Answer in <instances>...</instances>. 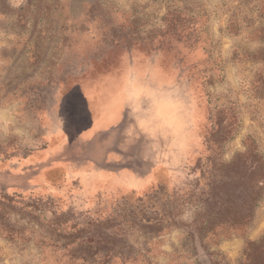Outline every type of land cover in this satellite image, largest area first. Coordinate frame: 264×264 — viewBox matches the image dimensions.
<instances>
[{
	"label": "rangeland",
	"instance_id": "rangeland-1",
	"mask_svg": "<svg viewBox=\"0 0 264 264\" xmlns=\"http://www.w3.org/2000/svg\"><path fill=\"white\" fill-rule=\"evenodd\" d=\"M248 139L264 0H0V264H252L264 195L203 229Z\"/></svg>",
	"mask_w": 264,
	"mask_h": 264
},
{
	"label": "trees",
	"instance_id": "trees-1",
	"mask_svg": "<svg viewBox=\"0 0 264 264\" xmlns=\"http://www.w3.org/2000/svg\"><path fill=\"white\" fill-rule=\"evenodd\" d=\"M252 142L254 143L255 141L249 142V139L246 140V150L238 152L228 163L231 166L230 170L233 174L231 177H235L232 179L239 180L244 178L246 181L245 184L247 186L244 196L240 202H237L236 199L230 197L221 198L222 200L220 201L214 195L213 199L215 201L213 202L216 210H214L213 215H210L203 222V229H216L220 226L228 227V229H239L252 221L254 210L264 195V153L254 148ZM239 169H241V172H239ZM212 181L214 188L220 185L219 180L215 179ZM222 209H227L229 212H221ZM195 231L199 234L198 231L200 230ZM211 232L209 230L208 233ZM192 234L194 235V232ZM242 260L252 262V264H264V238L259 243L249 242Z\"/></svg>",
	"mask_w": 264,
	"mask_h": 264
},
{
	"label": "clouds",
	"instance_id": "clouds-1",
	"mask_svg": "<svg viewBox=\"0 0 264 264\" xmlns=\"http://www.w3.org/2000/svg\"><path fill=\"white\" fill-rule=\"evenodd\" d=\"M188 150H189V149H188L187 147H185V148L183 149V151H184V152H187ZM176 162H177V164H179V163H180V160H179V158L177 159V161H176Z\"/></svg>",
	"mask_w": 264,
	"mask_h": 264
},
{
	"label": "bare ground",
	"instance_id": "bare-ground-1",
	"mask_svg": "<svg viewBox=\"0 0 264 264\" xmlns=\"http://www.w3.org/2000/svg\"><path fill=\"white\" fill-rule=\"evenodd\" d=\"M63 115V114H62ZM65 125V124H64Z\"/></svg>",
	"mask_w": 264,
	"mask_h": 264
}]
</instances>
